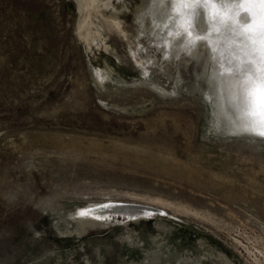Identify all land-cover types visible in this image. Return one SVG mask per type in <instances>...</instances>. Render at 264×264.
<instances>
[{
  "label": "rangeland",
  "instance_id": "374dc122",
  "mask_svg": "<svg viewBox=\"0 0 264 264\" xmlns=\"http://www.w3.org/2000/svg\"><path fill=\"white\" fill-rule=\"evenodd\" d=\"M207 1L106 0L88 44L76 0H0V264H264V136L227 131ZM106 200L162 212L84 228Z\"/></svg>",
  "mask_w": 264,
  "mask_h": 264
},
{
  "label": "bare ground",
  "instance_id": "6f19581e",
  "mask_svg": "<svg viewBox=\"0 0 264 264\" xmlns=\"http://www.w3.org/2000/svg\"><path fill=\"white\" fill-rule=\"evenodd\" d=\"M76 2L77 9L81 14V19L77 24V31L83 41L90 44L101 35L92 14L101 5H106L108 2L106 0H76ZM242 4L264 5V0H208L205 13L201 15L205 17L208 25L207 29L211 33V35L209 34V47L215 51L212 55L217 57L219 54L223 59L222 67H218L219 69H214L211 72L210 80L222 104L224 109L223 117L228 125L227 111L224 106L226 100L231 97L230 86L247 70L246 60L249 52L254 50V46L258 43L260 47H264V8L249 9L240 7ZM227 5L232 7L226 8L225 6ZM178 24V30L185 32V37L192 34L190 22L181 20ZM185 37L180 40L185 41ZM151 209H155L154 212ZM156 212L161 213L162 210L156 208L153 204L106 200L82 208L77 211V214L84 219L82 222L83 227L87 228L93 225H105L108 219L106 221L104 218L110 213H122L127 214L129 217L140 218ZM77 214H72L71 216L76 218Z\"/></svg>",
  "mask_w": 264,
  "mask_h": 264
},
{
  "label": "clouds",
  "instance_id": "9594fccd",
  "mask_svg": "<svg viewBox=\"0 0 264 264\" xmlns=\"http://www.w3.org/2000/svg\"><path fill=\"white\" fill-rule=\"evenodd\" d=\"M240 7L252 9L264 8V5L242 4ZM246 63L247 70L230 86L232 104L227 111V131L264 136V47L257 43L249 52Z\"/></svg>",
  "mask_w": 264,
  "mask_h": 264
},
{
  "label": "water",
  "instance_id": "95a60500",
  "mask_svg": "<svg viewBox=\"0 0 264 264\" xmlns=\"http://www.w3.org/2000/svg\"><path fill=\"white\" fill-rule=\"evenodd\" d=\"M151 210H153V211H154L155 209H151Z\"/></svg>",
  "mask_w": 264,
  "mask_h": 264
},
{
  "label": "snow or ice",
  "instance_id": "6c2138e0",
  "mask_svg": "<svg viewBox=\"0 0 264 264\" xmlns=\"http://www.w3.org/2000/svg\"><path fill=\"white\" fill-rule=\"evenodd\" d=\"M189 34H191V33H189ZM82 211H84V210H82Z\"/></svg>",
  "mask_w": 264,
  "mask_h": 264
}]
</instances>
